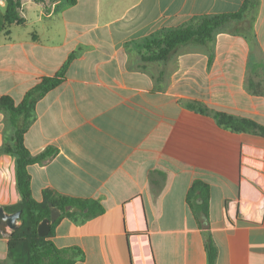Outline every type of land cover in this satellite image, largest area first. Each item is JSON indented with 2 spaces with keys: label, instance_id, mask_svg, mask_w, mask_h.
<instances>
[{
  "label": "crops",
  "instance_id": "crops-1",
  "mask_svg": "<svg viewBox=\"0 0 264 264\" xmlns=\"http://www.w3.org/2000/svg\"><path fill=\"white\" fill-rule=\"evenodd\" d=\"M243 3L21 0L22 23L2 27L0 0V98L18 103L63 71L23 134L31 156L54 150L28 167L33 198L48 190L104 207L80 223L67 216L57 223L54 244L84 253L74 264H208L209 241L213 264H264V135L226 129L213 116L264 127V0L226 23L209 47L143 58L157 31L235 13ZM250 20L254 45L233 32ZM13 132L0 110L5 209L21 201L15 158L3 151ZM195 180L209 186L207 219L187 203ZM8 237L0 233V264H11Z\"/></svg>",
  "mask_w": 264,
  "mask_h": 264
},
{
  "label": "trees",
  "instance_id": "trees-1",
  "mask_svg": "<svg viewBox=\"0 0 264 264\" xmlns=\"http://www.w3.org/2000/svg\"><path fill=\"white\" fill-rule=\"evenodd\" d=\"M4 1L5 10L1 15L2 27L22 23V18L19 15L21 0ZM64 1L68 5L76 2V0ZM258 2L259 0H244L238 12L204 15L178 27L159 30L151 36V47L143 58L147 61H166L184 45L195 44L209 47L214 42L216 33L226 23L233 20L240 22L245 13L258 6ZM233 32L243 35L250 45L256 43L252 20L243 25L237 24ZM62 77L63 71L54 77L43 78L28 90L18 103H15L10 96L0 98V110L6 114L8 124L14 128L10 141L3 145V151L15 158L16 181L21 195L19 204L6 206V210L10 212L22 210L19 218L20 226L12 231L7 241L8 258L11 264H74L77 260H82L84 253L78 247L58 248L54 244L52 237L55 227L64 216L71 218L75 223H80L104 212L103 205L95 199L66 196L48 190L43 192L42 201H37L32 196L28 167L49 157L54 153V150L48 148L38 156H31L24 146L23 134L33 120L37 100L55 87ZM247 86L249 90H253L255 83L249 80ZM202 112L208 111L202 109ZM213 116L217 124L226 129L264 135V127L250 119L220 112L213 113ZM208 196V184L201 180L193 181L187 193V203L197 216L205 219L208 217ZM198 199L201 200V203L197 202ZM49 202L61 211V215L51 224V229L46 236H39L37 225L43 218L49 216ZM207 255L208 264H213L216 249L210 241L207 244Z\"/></svg>",
  "mask_w": 264,
  "mask_h": 264
},
{
  "label": "water",
  "instance_id": "water-1",
  "mask_svg": "<svg viewBox=\"0 0 264 264\" xmlns=\"http://www.w3.org/2000/svg\"><path fill=\"white\" fill-rule=\"evenodd\" d=\"M48 206L50 211L49 216L43 218L37 225L39 236H46L51 229V224L61 215V211L56 206H53L51 202L48 203ZM21 212V209L10 212L3 206H0V233L2 235L10 236L13 230L19 228Z\"/></svg>",
  "mask_w": 264,
  "mask_h": 264
}]
</instances>
